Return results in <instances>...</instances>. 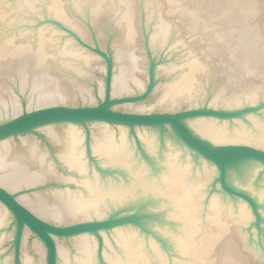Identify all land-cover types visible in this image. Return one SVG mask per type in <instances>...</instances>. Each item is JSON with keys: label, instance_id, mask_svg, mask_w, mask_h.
Returning <instances> with one entry per match:
<instances>
[{"label": "water", "instance_id": "obj_1", "mask_svg": "<svg viewBox=\"0 0 264 264\" xmlns=\"http://www.w3.org/2000/svg\"><path fill=\"white\" fill-rule=\"evenodd\" d=\"M0 264H264V0H0Z\"/></svg>", "mask_w": 264, "mask_h": 264}]
</instances>
